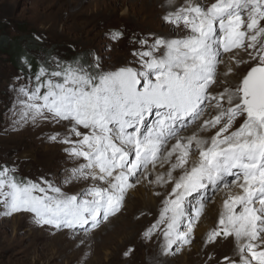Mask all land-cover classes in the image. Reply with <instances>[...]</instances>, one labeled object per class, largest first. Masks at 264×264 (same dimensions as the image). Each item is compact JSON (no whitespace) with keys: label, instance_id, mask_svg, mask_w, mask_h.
<instances>
[{"label":"snow or ice","instance_id":"snow-or-ice-1","mask_svg":"<svg viewBox=\"0 0 264 264\" xmlns=\"http://www.w3.org/2000/svg\"><path fill=\"white\" fill-rule=\"evenodd\" d=\"M161 7L167 32L130 37L133 59L122 66L95 50L71 60L46 53L17 75L11 130L58 129L44 139L73 166L30 178L20 175L23 161L0 162V210L28 213L38 228L67 230L87 246L143 186L158 210L142 236L161 241L167 256L193 243L219 196L206 264H264V0ZM224 241L232 251L217 256Z\"/></svg>","mask_w":264,"mask_h":264},{"label":"rangeland","instance_id":"rangeland-1","mask_svg":"<svg viewBox=\"0 0 264 264\" xmlns=\"http://www.w3.org/2000/svg\"><path fill=\"white\" fill-rule=\"evenodd\" d=\"M112 3L110 0H0V40L21 38L22 46L32 41L29 56L37 63L46 53L71 60L77 53L83 58V54L95 50L106 58L109 67H119L133 59L131 52L136 45L129 38L148 35L142 26H148L145 22L150 12L148 5H142L140 0ZM91 15L105 16L106 20L96 28V22L88 23ZM116 30L124 34L123 38L108 35ZM34 34L43 36V43L35 41ZM105 48L109 51H104ZM25 72L23 64L16 69L6 55H0V162L23 161L20 175L24 177L36 178L45 173L52 177L73 166L61 145L44 139L50 131L58 129L39 123L11 130V122L17 118L10 111L14 99L11 85L17 75ZM65 191L71 190L65 188ZM154 198L146 187L131 190L122 211L88 235L87 246L80 245L83 236H74L67 230L38 228L28 213L6 216L0 210V264H92L98 258L100 264H107L110 259L115 264H186L187 257L193 262L198 249L197 231L191 245L167 256L160 254L161 241L143 238L142 233L154 218L137 212L145 208V201ZM213 223L206 216L197 230ZM132 238L139 244L136 243L131 255L123 256L122 243ZM118 256L121 259L115 260Z\"/></svg>","mask_w":264,"mask_h":264},{"label":"bare ground","instance_id":"bare-ground-1","mask_svg":"<svg viewBox=\"0 0 264 264\" xmlns=\"http://www.w3.org/2000/svg\"><path fill=\"white\" fill-rule=\"evenodd\" d=\"M110 1L113 2V3H118L119 2V0H110ZM140 2H141L142 5L147 4L149 12H150V14L148 15V21L145 22V24L148 25V26L150 25L151 27L149 28L148 26H142V28H145V32H147V34H151V33H166L167 29L162 26L161 19H160L161 15H162V13L164 11V9L161 7V5L164 3V0H140ZM181 2H182V0H176L177 5H179ZM113 3H112V5H113ZM92 16L93 15H91V17ZM91 17H89V18H91ZM87 20H89V19H87ZM105 20H106L105 16L101 17L99 15H96V16H93L89 20L88 23H95L96 22L97 24H95V26L97 28V27H99L98 25H101L102 23H104ZM161 31H163V32H161ZM191 131H192V129H190L189 132L186 133V134H191ZM219 201H220V197L218 196L217 197V204L210 207L212 209V211L207 212L208 218L210 220L213 219L214 222L216 220V216H217V212H218ZM137 205L138 204H136L134 206H137ZM144 206H145V208L143 210L138 211L137 213L138 214L139 213L148 214L149 216H152V218H154L155 214H156V212L158 210L157 199L154 198V200L150 199V200L145 201L144 202ZM136 208H138V206ZM213 225H214V223L210 224V225H207V226L203 225V227L200 226L202 228H198V230H196L197 231L196 232V236H197L196 238H197V241H198V249L195 252L196 253V259L195 260L192 259V260H194L192 262V261H189V257H187L186 264H206V253L212 251V248L211 247L205 248L204 244H203V241H204V237H205L207 231H209ZM69 235H71V234H69ZM136 243L139 244V241L135 242L133 240V238H132V240L130 239V240H127V241L123 242L122 243V250H121L123 256L131 255V253H133L135 248L137 247ZM232 247H233V245H232L231 242L224 241V242L220 243L219 245L215 246V253H216L217 256H223L226 253H231ZM176 252L177 251H175L173 254H175ZM169 255H171V254H169ZM186 256H188V254ZM119 259H121L119 256L115 258V260H119ZM100 261H101V259L98 258L97 262H94L92 264H100ZM128 261H129V259H128ZM183 261H185V260H183ZM107 264H115V263H114L113 260L110 259V260H108Z\"/></svg>","mask_w":264,"mask_h":264},{"label":"trees","instance_id":"trees-1","mask_svg":"<svg viewBox=\"0 0 264 264\" xmlns=\"http://www.w3.org/2000/svg\"><path fill=\"white\" fill-rule=\"evenodd\" d=\"M21 43V38L13 40H0V55H6L9 58L11 65H13L16 69H19L23 64L27 71L26 65L31 62L32 71L34 72L36 70L37 62H34L29 56L31 50L30 44H32V41L26 42L23 46Z\"/></svg>","mask_w":264,"mask_h":264}]
</instances>
